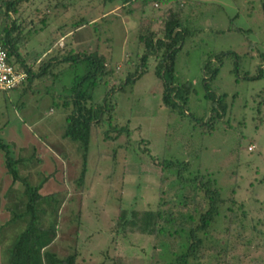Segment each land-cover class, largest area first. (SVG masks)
I'll return each mask as SVG.
<instances>
[{"label": "rangeland", "instance_id": "obj_1", "mask_svg": "<svg viewBox=\"0 0 264 264\" xmlns=\"http://www.w3.org/2000/svg\"><path fill=\"white\" fill-rule=\"evenodd\" d=\"M56 1L64 5L53 6ZM182 3L194 30L184 38L174 65L177 83L189 81L185 99L179 103L182 111L162 105V82L148 57L142 75L116 89L112 103H106L114 106L111 123L130 128L128 138L123 135L106 142L98 129L91 128L82 179L81 147L62 136L65 113L60 101L82 76L83 64L66 67L52 79L35 78L30 85L0 92L1 140L10 146L12 157L21 156L27 164L32 146L41 158L38 166L25 168L22 175L30 183H41L40 195L67 192L57 239L47 248L57 257L75 254L76 264H167L171 253L182 249L184 238L164 235L154 241L152 235L130 231L117 219L119 211L128 216L133 210L155 209L159 188L171 194L167 189L174 178L165 174L161 186L159 167L143 153L148 151L161 160L188 161L191 171L214 178L224 197L233 189L235 209L242 208L236 211L226 258L232 264H264V65L259 66L262 77H252L258 73V53L264 50L261 0ZM112 6L115 10L104 12ZM135 6L130 3L131 12L126 14L122 0L104 5L98 0H23L20 12L28 22L22 27L19 53L26 62H37L40 53H52L63 45L76 51L98 49L115 77L125 80L126 73L134 71L130 62L135 53H142L134 38L140 17ZM83 17L87 24L71 27ZM227 52H235L238 58ZM216 64L218 73L209 80ZM205 78L210 82L206 89ZM217 89L225 94L221 108H213V98L208 97L212 92L216 96ZM104 90L102 84L94 85L91 99L102 103ZM10 179L0 150V225L7 219L3 194ZM14 187L21 189L20 183ZM225 209L212 228L216 239H226ZM22 227L17 221L0 228V261L7 259ZM215 256L204 249L200 261L192 264H220ZM217 258L223 261L221 255Z\"/></svg>", "mask_w": 264, "mask_h": 264}, {"label": "trees", "instance_id": "obj_2", "mask_svg": "<svg viewBox=\"0 0 264 264\" xmlns=\"http://www.w3.org/2000/svg\"><path fill=\"white\" fill-rule=\"evenodd\" d=\"M22 1L0 0L2 14L0 45L7 51L10 63L17 64L21 68L24 67L26 70V78L20 86L26 83L30 85L35 78L39 80L52 79L66 67H74L77 63L83 64L82 76L69 86V93L64 94L60 101V106L65 113L62 136L80 144L82 169L86 161L91 128L98 129L106 142L117 141L123 135L128 138L130 128L125 123H111L114 106L109 107L106 103L110 101L112 103V94L116 89H122L128 83L133 84L142 75L148 57H151L155 62L153 71L162 82V105L170 110L179 109L182 111L179 108V103L185 99L189 81L177 83L174 65L184 38L194 33L189 24L190 16L185 15L182 10V0H122V7L126 9V14L131 12L129 6L132 2L136 3L134 8L140 12L134 38L137 48L142 50L141 54L135 53L134 60L130 62V65L134 66V71L127 72L125 80L117 75L115 77L106 57L98 49L76 51L70 45L65 47L63 45L61 48L55 47L52 53H40L37 55L39 57L37 62L33 60L26 62L19 53L22 27L28 22L20 12ZM98 1L99 5H104L106 1L110 2L111 0ZM59 5H64V3L56 1L53 4V6ZM190 6L192 11L194 6ZM260 8H262L264 17V0H261ZM42 22L44 23V19ZM87 22L88 20L83 17L77 22H73L71 27L78 28ZM26 32L29 33L30 30L28 29ZM227 54L237 57L235 52L225 53V55ZM127 60L128 58H125L124 62L127 63ZM221 60L222 57L216 59L217 64H220ZM217 64L210 71L209 80H212L218 73ZM262 65H264V50L258 53V73L252 76L253 78L262 77L263 72L259 69V66ZM204 74L207 75L206 71ZM205 80L207 81L206 78ZM98 83L105 88L102 103L91 99L92 88ZM209 84L210 82H205L204 89ZM115 85L116 88H114ZM216 91V96L213 92L208 95L209 101L213 98V108H221L220 104H225L221 102L225 98V94L218 89ZM218 114L217 112L215 116ZM2 128L3 126H0V130ZM9 148L10 146L0 138L3 165L11 178L3 194L7 219L0 225V228L17 221L21 222L23 227L14 242L11 243L7 259L0 261V264H76L75 254L57 257L54 253L47 251V248L56 241L58 236L57 224L60 210L67 199L66 190L40 195L41 183H30L27 180L28 177L22 175V170L38 166L41 162L35 146L31 148L33 156L28 162L29 165L21 156L12 157ZM143 153H146L148 159L159 167L161 186L166 181L165 174L174 178L167 189L171 190V194L167 196L159 188L157 190V206L151 211L139 213L133 210L129 212L128 216L125 215L126 212L119 211L117 219H120L121 224L128 227L130 231L137 230L152 235L154 241L157 237H164V235L174 239L184 238L185 241L179 245L182 249L178 253H171L172 256L167 264L199 262L204 249H210L216 255L214 260L220 264H232L231 260L226 258L227 251L232 248V244L229 243V234L235 224L236 211L242 208L240 205L235 209L237 202L233 196L234 190L232 189L229 197H224L216 185L215 179L191 171L188 161L161 160L152 156L148 151ZM83 176L84 169L80 179ZM15 183H20V191L14 187ZM224 206L228 212L225 227L226 239L218 237L216 239L213 237L212 228ZM241 213L243 216L244 213ZM217 245L220 248L216 249ZM220 255L223 257V261L218 260L217 257Z\"/></svg>", "mask_w": 264, "mask_h": 264}, {"label": "built area", "instance_id": "obj_3", "mask_svg": "<svg viewBox=\"0 0 264 264\" xmlns=\"http://www.w3.org/2000/svg\"><path fill=\"white\" fill-rule=\"evenodd\" d=\"M26 78V70L9 62L7 51L0 45V92H8L20 86Z\"/></svg>", "mask_w": 264, "mask_h": 264}, {"label": "crops", "instance_id": "obj_4", "mask_svg": "<svg viewBox=\"0 0 264 264\" xmlns=\"http://www.w3.org/2000/svg\"><path fill=\"white\" fill-rule=\"evenodd\" d=\"M115 6H116V4H115ZM115 6H112V7H109L107 10H105L104 12L105 13H108V12H112L113 10H115ZM91 21H93V19L91 20Z\"/></svg>", "mask_w": 264, "mask_h": 264}]
</instances>
